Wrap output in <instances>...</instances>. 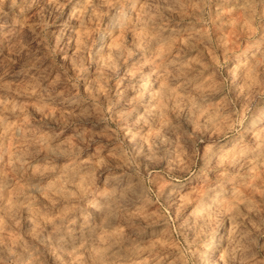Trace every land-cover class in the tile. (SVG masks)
Returning a JSON list of instances; mask_svg holds the SVG:
<instances>
[{"label": "rangeland", "instance_id": "obj_1", "mask_svg": "<svg viewBox=\"0 0 264 264\" xmlns=\"http://www.w3.org/2000/svg\"><path fill=\"white\" fill-rule=\"evenodd\" d=\"M0 264H264V0H0Z\"/></svg>", "mask_w": 264, "mask_h": 264}, {"label": "bare ground", "instance_id": "obj_2", "mask_svg": "<svg viewBox=\"0 0 264 264\" xmlns=\"http://www.w3.org/2000/svg\"><path fill=\"white\" fill-rule=\"evenodd\" d=\"M100 42H103V39H102V40H100ZM194 213H195V211H194Z\"/></svg>", "mask_w": 264, "mask_h": 264}]
</instances>
